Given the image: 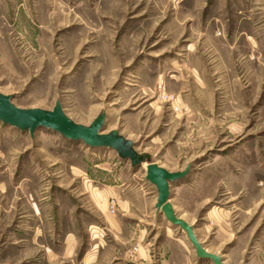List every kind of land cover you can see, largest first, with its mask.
<instances>
[{"label": "rangeland", "instance_id": "rangeland-1", "mask_svg": "<svg viewBox=\"0 0 264 264\" xmlns=\"http://www.w3.org/2000/svg\"><path fill=\"white\" fill-rule=\"evenodd\" d=\"M0 92L104 111L103 132L190 165L176 214L226 264H264V0H0ZM156 199L146 162L0 122V264H200ZM27 225L35 244L7 243Z\"/></svg>", "mask_w": 264, "mask_h": 264}, {"label": "water", "instance_id": "water-1", "mask_svg": "<svg viewBox=\"0 0 264 264\" xmlns=\"http://www.w3.org/2000/svg\"><path fill=\"white\" fill-rule=\"evenodd\" d=\"M12 96L0 92V122L15 127L21 131L33 134L39 128L58 131L66 138L82 141L90 147H105L114 149L123 159H129L133 166L146 162V178L156 186L157 199L155 207L163 212L172 226L182 229L190 244L195 249L198 261H211L213 264H226L221 255L209 251L198 239L194 225L177 215L170 197V182L184 178L189 172L190 165L182 170H168L151 160L147 152L135 149L130 138L120 134L118 130L103 132L106 113H99L89 125H83L68 117L57 100L51 110L42 108H21L12 102Z\"/></svg>", "mask_w": 264, "mask_h": 264}, {"label": "crops", "instance_id": "crops-1", "mask_svg": "<svg viewBox=\"0 0 264 264\" xmlns=\"http://www.w3.org/2000/svg\"><path fill=\"white\" fill-rule=\"evenodd\" d=\"M248 38H250V40H252L253 38L251 36H247ZM28 224V223H27ZM34 224V223H33ZM35 226V225H34ZM34 229L32 230V232H30L29 230V225H27V227H25L23 230L18 231L17 236H15V239L8 241L7 243H10L12 246H17V244H19L20 241H24L25 243L29 244H35L36 242V238H37V234H35V227H33ZM70 238V236L67 233V236L65 238L66 241V246H71V241L72 238H70V240L68 239ZM214 252V251H213ZM217 252V251H216ZM221 254V253H220ZM200 264H203L201 262H199Z\"/></svg>", "mask_w": 264, "mask_h": 264}, {"label": "bare ground", "instance_id": "bare-ground-1", "mask_svg": "<svg viewBox=\"0 0 264 264\" xmlns=\"http://www.w3.org/2000/svg\"><path fill=\"white\" fill-rule=\"evenodd\" d=\"M144 163V162H143Z\"/></svg>", "mask_w": 264, "mask_h": 264}]
</instances>
